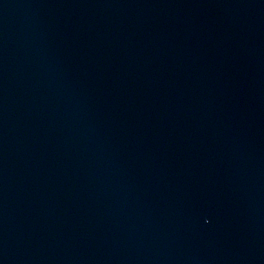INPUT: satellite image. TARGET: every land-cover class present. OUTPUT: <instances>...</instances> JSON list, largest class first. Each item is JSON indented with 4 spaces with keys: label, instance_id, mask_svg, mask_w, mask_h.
<instances>
[{
    "label": "water",
    "instance_id": "95a60500",
    "mask_svg": "<svg viewBox=\"0 0 264 264\" xmlns=\"http://www.w3.org/2000/svg\"><path fill=\"white\" fill-rule=\"evenodd\" d=\"M0 264H264V0H0Z\"/></svg>",
    "mask_w": 264,
    "mask_h": 264
}]
</instances>
